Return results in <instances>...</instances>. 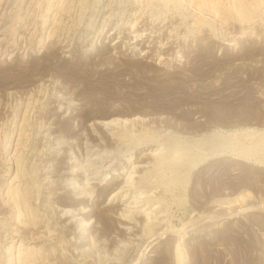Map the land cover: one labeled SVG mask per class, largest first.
<instances>
[{
    "label": "rangeland",
    "instance_id": "374dc122",
    "mask_svg": "<svg viewBox=\"0 0 264 264\" xmlns=\"http://www.w3.org/2000/svg\"><path fill=\"white\" fill-rule=\"evenodd\" d=\"M0 264H264V0H0Z\"/></svg>",
    "mask_w": 264,
    "mask_h": 264
}]
</instances>
